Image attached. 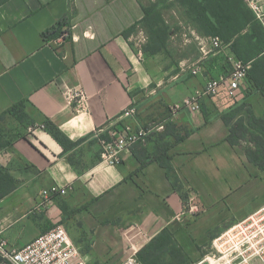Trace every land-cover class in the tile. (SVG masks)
<instances>
[{
    "label": "crops",
    "instance_id": "0c3cea01",
    "mask_svg": "<svg viewBox=\"0 0 264 264\" xmlns=\"http://www.w3.org/2000/svg\"><path fill=\"white\" fill-rule=\"evenodd\" d=\"M171 15L172 24L165 17L172 27L168 48L149 55L142 51L141 29L123 34L143 16L138 0H0V118L18 127L11 144L0 150V167L14 180L0 198V228L9 247L61 223L89 264H119L136 246L132 235L145 236L139 249L163 228L188 251L186 236L212 225L205 218L182 224L188 215L181 193H194L210 213L209 204L223 197L239 199L257 186L264 192V171L247 160L243 144L227 141L229 125L222 119L243 103L264 119V97L247 80L235 98L221 88L216 95H201L198 111H169L198 93L207 79L226 75L234 56L228 46L209 44L211 51L203 55L189 33L194 29L174 9ZM61 19L69 36L58 44L50 31ZM77 88L87 96L83 110L67 97ZM21 101L25 117L19 122L5 111ZM130 106L136 114L123 121L162 128L123 151L119 164L102 162L90 135ZM47 122L77 144L65 150L45 128ZM51 186L67 192L42 206L40 192ZM263 205L264 197L218 228L225 230ZM144 214L155 223H141ZM134 226L139 233L132 234Z\"/></svg>",
    "mask_w": 264,
    "mask_h": 264
},
{
    "label": "trees",
    "instance_id": "16d2710c",
    "mask_svg": "<svg viewBox=\"0 0 264 264\" xmlns=\"http://www.w3.org/2000/svg\"><path fill=\"white\" fill-rule=\"evenodd\" d=\"M138 1L143 16L123 34L127 36L135 29H141L146 35V42L142 46L143 53L153 55L168 48L172 27L166 21L164 9L174 7L185 24L200 35L219 37L234 57L244 65H249L245 80L264 97V28L244 0H147V3ZM64 31L69 32L67 21L61 19L53 25L50 35L58 36ZM23 105L21 101L8 108L5 113L20 122L25 117ZM222 119L229 125L227 141L231 145L243 144L247 160L260 171H264V119L257 116L245 103L223 115ZM232 119L235 120L231 122ZM45 128L65 150L77 144L69 141L52 123L47 122ZM10 144L11 142L8 143ZM163 166L169 170L168 166ZM13 184V177L6 169L0 167V198L13 188ZM181 198L185 206L187 191L181 193ZM136 256L141 264L194 262L187 258L185 250L168 228L161 229L139 248Z\"/></svg>",
    "mask_w": 264,
    "mask_h": 264
},
{
    "label": "built area",
    "instance_id": "2783aa9c",
    "mask_svg": "<svg viewBox=\"0 0 264 264\" xmlns=\"http://www.w3.org/2000/svg\"><path fill=\"white\" fill-rule=\"evenodd\" d=\"M264 28V2L262 0H244ZM191 35L198 42L203 55L211 50L206 49L209 44L211 49L226 47L217 36L200 37L190 29ZM69 32L64 31L56 36L53 41L62 43L68 38ZM231 70L228 74L207 79L201 90L196 94L188 95L180 104L171 106L169 111L173 114L180 109L189 112L198 111L201 95H216L221 88H225L228 96L235 98L236 92L245 80L249 65H244L236 57H230ZM198 67H191V72L196 74ZM69 100H75V108L83 110L87 106V96L82 88L67 92ZM136 108L130 106L123 110L119 119L114 123L93 130L90 138L94 139L99 147V158L102 162L116 165L120 163L121 153L128 150L134 143L143 141L146 135L154 128L160 129L161 125L134 127L126 118L133 117ZM67 192V188L51 186L40 192L41 205L51 203L52 199ZM264 205L249 214L246 218L235 222L220 232L211 240L210 248L197 261L190 264H264V214L260 211ZM199 212L194 193L188 196L183 210L185 215ZM0 264H89L88 260L80 254L77 246L71 241L63 224L56 223L47 231L37 235L24 245L14 248L9 247L0 228ZM119 264H141L136 256V251L127 255Z\"/></svg>",
    "mask_w": 264,
    "mask_h": 264
},
{
    "label": "rangeland",
    "instance_id": "374dc122",
    "mask_svg": "<svg viewBox=\"0 0 264 264\" xmlns=\"http://www.w3.org/2000/svg\"><path fill=\"white\" fill-rule=\"evenodd\" d=\"M143 3H147V0H141ZM264 2V0H262ZM173 8H166L164 9L165 11V17L168 19V22L172 24L170 17H172L171 13L173 11ZM189 30V29H188ZM190 33V31H189ZM191 35L186 33V38H189ZM191 38H194L191 36ZM196 42V41H195ZM186 64V63H185ZM231 70V65L228 70V73ZM227 73V74H228ZM18 127L15 125V123L11 121L4 120V118H0V150L2 148H7L8 143L11 142L12 138L15 137L18 133H15V130H17ZM264 178V175H263ZM258 186L254 189L250 188L249 190L247 189L245 192H243V196L239 199H234L232 196L225 198L223 197L222 199H219V201H214L211 205L210 208V213L206 212L203 206H201L198 202V208L199 212L195 213L193 215H188L184 218L183 220V225H189L188 223L196 222L198 223L197 220H201L202 218L206 219V224L212 225L209 230H206L205 232L200 233V235H195V236H186V241L189 242L190 246L188 251H185L187 258L190 259V261H197L199 258H201L205 253L208 252L211 244V238L215 236L216 234L220 233V228L219 225L222 227L225 225V220H233L237 217H240L241 215L247 213L250 211L257 203L263 200L264 197V192H257ZM204 210V211H202ZM210 214V215H209ZM260 214H264V209L260 211ZM145 220H143L141 223H155L154 221L150 222L151 219L146 220V218L149 216V214H144ZM206 216V217H205ZM151 218V217H149ZM203 220V219H202ZM202 223H205L204 221ZM200 223L201 225H203ZM231 222L230 224H232ZM264 223V220H263ZM130 225V224H128ZM264 226V224H263ZM197 228V224H196ZM198 229V228H197ZM223 229V228H222ZM222 231V230H221ZM132 234L139 233L138 229L134 226L131 229ZM197 232V230H195ZM136 236L132 235V240L133 243L136 244V246L131 247V250L129 248V251L124 252V258L129 255L130 253L134 251H138L137 247L139 244L144 242L146 240L145 236H140L139 234ZM116 241H120L119 237L115 238ZM126 240V238L124 237ZM184 239V238H181ZM118 248V247H117ZM115 250V248H113ZM119 250V248H118Z\"/></svg>",
    "mask_w": 264,
    "mask_h": 264
}]
</instances>
